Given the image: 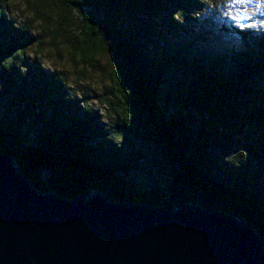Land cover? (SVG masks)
Returning a JSON list of instances; mask_svg holds the SVG:
<instances>
[{
    "label": "trees",
    "instance_id": "trees-1",
    "mask_svg": "<svg viewBox=\"0 0 264 264\" xmlns=\"http://www.w3.org/2000/svg\"><path fill=\"white\" fill-rule=\"evenodd\" d=\"M10 1L0 0V85L11 98L9 106L0 104V151L16 158L37 189L67 199L96 190L112 201L159 208L197 205L236 216L264 239V86L253 82L264 75V32L233 29L238 40L212 51L198 44L207 41L199 35L182 44L169 39L177 19L197 34L229 31L199 18L201 0H24L40 27L30 36L29 26L8 19ZM160 1L163 16L155 10ZM47 29L84 69L106 57L117 131L97 113L75 114L39 63L21 73L16 60L41 46ZM177 73L184 82L171 90L176 108L168 111L162 85ZM140 142L166 158L165 174L150 183L133 174L144 157ZM37 168L47 181L37 178Z\"/></svg>",
    "mask_w": 264,
    "mask_h": 264
},
{
    "label": "water",
    "instance_id": "water-1",
    "mask_svg": "<svg viewBox=\"0 0 264 264\" xmlns=\"http://www.w3.org/2000/svg\"><path fill=\"white\" fill-rule=\"evenodd\" d=\"M0 264H264V239L236 216L197 205L42 193L0 151Z\"/></svg>",
    "mask_w": 264,
    "mask_h": 264
},
{
    "label": "rangeland",
    "instance_id": "rangeland-1",
    "mask_svg": "<svg viewBox=\"0 0 264 264\" xmlns=\"http://www.w3.org/2000/svg\"><path fill=\"white\" fill-rule=\"evenodd\" d=\"M203 6L197 11L200 19L206 18L219 26L228 28L229 31L210 32L200 31L196 33L194 28L184 25L180 19H177L180 26L174 31L169 38L175 44H182L184 40L193 39V36L199 35L205 40H199L200 46H208L212 51L221 50V48L229 46L232 40L237 41L238 37L233 29L252 30L255 34L264 32V0H201ZM164 1H160L159 7H156L158 14L163 16L166 13ZM141 14L150 17V12L140 7ZM95 14L103 16L104 10H96ZM139 13V14H140ZM7 17L10 22L17 28L29 26L30 36H39L40 27L35 24L34 20L38 16H34L33 12L28 8L24 0L10 1L7 10ZM155 18V17H153ZM34 22V23H33ZM161 19L155 18V26L163 28L160 23ZM52 26H50L51 28ZM14 31L13 29H11ZM0 28V40L3 39ZM42 45H35L27 50L25 55L16 60L20 66L21 73L26 72L27 65L33 63L38 65L47 73L52 74L61 86L62 100H72L69 107L75 114L86 116L89 113H97L98 119L110 131L118 130L117 120L112 111L111 104L114 97L111 94L110 82L105 74L103 66L106 68V57H101L95 66H87L85 69L80 61L79 56L71 53V48L52 41L49 29L40 37ZM83 70V71H82ZM184 79L181 73L172 74L166 77L164 85H162V102L168 103V111H173L176 106L173 100L174 93L171 90L182 88ZM255 87L262 88L264 86V75L253 80ZM10 95H4L0 85V104L9 106ZM30 128V127H29ZM31 129V128H30ZM116 134V133H115ZM111 140L118 141L117 137H111ZM138 146L144 154L143 160L135 167L133 174L142 182L150 183L154 177L162 178L165 174L164 165L166 158L159 148L150 143H138ZM262 158L264 154H261ZM264 171V159L261 161ZM36 176L41 181H47L48 173L37 168Z\"/></svg>",
    "mask_w": 264,
    "mask_h": 264
}]
</instances>
